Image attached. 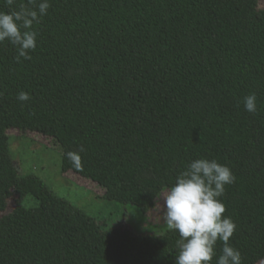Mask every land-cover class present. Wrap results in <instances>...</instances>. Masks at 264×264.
<instances>
[{"label":"trees","instance_id":"trees-1","mask_svg":"<svg viewBox=\"0 0 264 264\" xmlns=\"http://www.w3.org/2000/svg\"><path fill=\"white\" fill-rule=\"evenodd\" d=\"M27 0H16L13 8ZM37 47L0 42V264H175L179 233L101 222L14 163L11 129L54 139L64 172L152 209L198 158L236 179L220 199L242 264L264 260V7L260 0H50ZM0 11H9L0 0ZM21 91L30 99H17ZM255 93L256 112L244 107ZM81 156V168L68 153ZM33 200L32 204H28ZM223 242L218 241L217 256Z\"/></svg>","mask_w":264,"mask_h":264},{"label":"clouds","instance_id":"clouds-1","mask_svg":"<svg viewBox=\"0 0 264 264\" xmlns=\"http://www.w3.org/2000/svg\"><path fill=\"white\" fill-rule=\"evenodd\" d=\"M9 11H0V42L7 40L16 46L17 62L31 59L30 51L37 47L38 31L33 28L50 8V0H27L18 10L13 8L16 0H5ZM20 101L30 99L28 92L17 95ZM245 110L256 112L257 96L244 97ZM68 159L81 168V156L69 152ZM232 169L215 159L198 158L191 161L177 177L176 182L164 195L163 219L170 230L179 233L178 255L175 264H212L217 256V242L223 247L216 264H242L241 252L229 241L236 230L235 221L225 216L226 205L220 199L225 186L235 182Z\"/></svg>","mask_w":264,"mask_h":264},{"label":"rangeland","instance_id":"rangeland-1","mask_svg":"<svg viewBox=\"0 0 264 264\" xmlns=\"http://www.w3.org/2000/svg\"><path fill=\"white\" fill-rule=\"evenodd\" d=\"M260 6L264 7V0H260ZM9 133L14 163L21 173L36 172L54 192L67 197L101 222L123 225L139 233L161 234L169 229L163 219L164 195L168 189L163 191L152 209L143 213L134 204L108 200L104 196L105 189L97 182L73 171L64 172L62 154L53 138L20 129H11ZM18 197L9 200L7 210L0 212V219L14 210ZM32 203L33 200L28 202ZM258 264H264V260Z\"/></svg>","mask_w":264,"mask_h":264}]
</instances>
